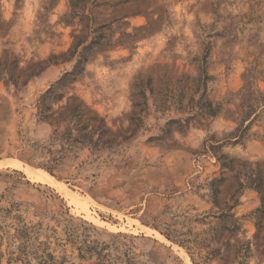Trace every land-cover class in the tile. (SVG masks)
I'll return each instance as SVG.
<instances>
[{
  "label": "rangeland",
  "instance_id": "374dc122",
  "mask_svg": "<svg viewBox=\"0 0 264 264\" xmlns=\"http://www.w3.org/2000/svg\"><path fill=\"white\" fill-rule=\"evenodd\" d=\"M140 7L143 13L128 10L112 23L114 39L123 32L133 35L160 14L156 28L95 53L60 91L64 98L58 105L77 97L119 143L99 153L61 152L57 168L48 171L38 166L47 159L43 146L56 150L60 143L49 146L52 126L38 121L37 102L72 69L74 59L53 62L52 56L67 52L82 26L69 17V0H0L1 204L19 203L23 219L40 227L39 240L74 264H194L162 233H202L214 223L208 216L217 210L209 188L221 176L215 153L226 154L241 164L245 185L232 209L241 225L237 237L249 243L242 264H264V229L257 232L253 214L261 195L245 184V175H258L264 191V0H145ZM110 12L104 5L96 14ZM6 60L20 78L33 63L43 69L15 87L4 81ZM201 66L209 78L193 94L189 87L195 88L192 79ZM142 91L147 104L139 127L123 140L130 134L133 100L143 102ZM203 92L219 106L218 114L196 115L184 132L162 137L168 120L194 113L178 111L179 102L189 105ZM236 180L224 173L217 184L222 200ZM70 218L76 246L95 250L82 259L66 237ZM3 226L8 233L0 232V264H23L15 258L11 222ZM193 258L198 264H222L201 260L196 250Z\"/></svg>",
  "mask_w": 264,
  "mask_h": 264
},
{
  "label": "trees",
  "instance_id": "16d2710c",
  "mask_svg": "<svg viewBox=\"0 0 264 264\" xmlns=\"http://www.w3.org/2000/svg\"><path fill=\"white\" fill-rule=\"evenodd\" d=\"M145 0H69L71 12L69 17L74 19L78 18L81 24L79 34H74L73 42L69 50L60 55H53V62H56L57 58H61L62 61L73 60L74 64L70 71H66L49 89H47L38 98L37 102V117L38 121L48 123L52 126V132L50 136L49 146L53 147L56 141L60 143V149H52L43 146L46 149L47 159L43 162H39L38 166L48 171L57 168L61 162V156H58L61 152L72 151L73 148L79 150L88 148L92 153H99L103 150H110L119 142L115 134L111 133L106 127L102 118H99L93 113L87 106L83 104L75 96L67 98L65 104L58 105L64 98L60 91L74 82L83 72V64L87 62L95 53L104 51L111 48L115 44H122L124 41L121 38H131L132 40L138 37V32L144 30L149 33L154 30L157 24L160 22V14L157 18L149 17L145 26H140L136 29L133 35L123 32L120 38L114 39V34L111 30V25L114 22H119L122 14L128 10L137 11V13H143L145 8L142 9L140 5ZM131 3V4H130ZM106 5L111 8L110 14L107 17H99L96 14L98 8ZM127 5V6H126ZM125 6V7H124ZM39 63H33L30 65L25 74V78H20L17 74L12 72L14 66L13 63L8 64V61H4L2 69L8 72V77L5 82H11L15 87H18L19 83L25 84L26 80L32 76L37 75L43 68L39 66ZM0 70V78L2 77ZM209 76L205 71V67L200 68V72L197 78H193V85L195 88L189 87V90L194 93L198 92L199 84L205 86ZM188 90V88H186ZM186 91V90H184ZM152 93V92H151ZM143 102L133 100V110L128 119L131 122L129 128L130 134L122 137L126 140L133 136L136 129L139 127L141 121V114L143 112V106L147 104V97L141 92ZM54 105H57L54 108ZM177 110L181 113H189L193 111V115H188L184 118H175L168 120L163 129L162 137L165 134H170L172 131L184 132L185 128L189 125L190 121L194 119L196 115L205 117L216 116L219 112V106L213 105V102L206 99L205 93L199 95V98L195 100L191 98V103L186 106H180ZM186 109V110H185ZM195 109L200 110L196 112ZM195 110V111H194ZM217 161L220 164L221 176L218 179H213L210 182V197L215 211L210 210V216L213 218L211 225L202 233L192 234L188 232H179L178 230H167L162 233L168 240L177 244L185 249V251L191 256L193 263L198 264L193 258V254L198 251V257L201 260H221L222 264H242L243 260L247 256L248 241L243 242L237 237V232L241 229V225L238 222V218L232 211L233 207L238 204V196L244 189V182L240 180V172L242 168L240 163L235 162L233 158L226 154H216ZM229 172L236 175V188H232L229 198L222 200L220 194L221 188H218L217 184L224 179V173ZM245 175V174H244ZM245 184L249 187L260 191L261 204L254 211V217L256 218L257 232L264 229V191L259 188L258 175L251 176L245 175ZM4 194H0V232L4 230L3 222L9 220L14 230L12 238L17 240L15 246L16 259L20 260L23 264H32L31 259L35 258L40 264H74V262H68L64 256L58 258L54 254V250L49 251L50 247L47 241L39 240L40 228L37 224L26 222L20 214V204L17 202H10L9 206H3L1 204ZM207 218V217H204ZM73 219H66L65 227L67 228L66 237L70 241L72 246L77 250L79 258H83L84 253L95 251L88 244L82 246H76L77 232L72 225ZM210 223V221H209ZM5 233H8L4 230ZM204 236L200 238V235ZM193 235V236H192ZM47 239V236H45ZM233 239V242H230ZM202 251L204 254H202ZM97 253V252H96ZM98 254V253H97Z\"/></svg>",
  "mask_w": 264,
  "mask_h": 264
},
{
  "label": "bare ground",
  "instance_id": "6f19581e",
  "mask_svg": "<svg viewBox=\"0 0 264 264\" xmlns=\"http://www.w3.org/2000/svg\"><path fill=\"white\" fill-rule=\"evenodd\" d=\"M46 175L45 176H43L45 179H47V180H49V175L46 173V172H44ZM33 177V176H32Z\"/></svg>",
  "mask_w": 264,
  "mask_h": 264
}]
</instances>
